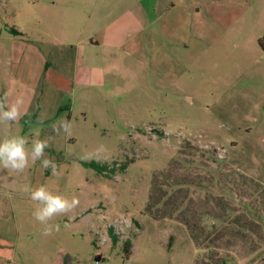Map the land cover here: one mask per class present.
I'll use <instances>...</instances> for the list:
<instances>
[{"label": "rangeland", "instance_id": "374dc122", "mask_svg": "<svg viewBox=\"0 0 264 264\" xmlns=\"http://www.w3.org/2000/svg\"><path fill=\"white\" fill-rule=\"evenodd\" d=\"M262 37L264 0H0V140L57 165L0 167V264H264Z\"/></svg>", "mask_w": 264, "mask_h": 264}, {"label": "clouds", "instance_id": "9594fccd", "mask_svg": "<svg viewBox=\"0 0 264 264\" xmlns=\"http://www.w3.org/2000/svg\"><path fill=\"white\" fill-rule=\"evenodd\" d=\"M22 103L20 98L10 101L7 93L0 97V124H10L21 118ZM52 127L53 131L58 134L61 129L67 132L70 124L67 120H63L58 125L53 124ZM48 147V140L33 139L29 149L28 140L25 137L5 136L0 140V167L23 172L29 167L31 160L32 163L39 161L44 169H51L55 173L57 169L55 161L45 156V149ZM25 192L37 204L33 216L44 225L42 230L44 236L51 235L53 230L57 232L60 230L59 224H50L49 221L58 215L70 213L80 203L76 197L68 199L62 194L53 193L43 185L36 188H26Z\"/></svg>", "mask_w": 264, "mask_h": 264}, {"label": "trees", "instance_id": "16d2710c", "mask_svg": "<svg viewBox=\"0 0 264 264\" xmlns=\"http://www.w3.org/2000/svg\"><path fill=\"white\" fill-rule=\"evenodd\" d=\"M11 32L14 33V34H18V32H16L13 29L11 30ZM259 44L261 46V49L264 50V37H262L260 39ZM84 165L86 167H90V168L94 169L98 173H101L105 169V166L100 165V164H98L96 162H89V163H86ZM110 237H111V240H112V244H115L116 243V237L111 233V231H110ZM130 245H131V243H130L129 240L125 241V243H124V247L125 248L124 249H125L126 254H128L127 248L130 247Z\"/></svg>", "mask_w": 264, "mask_h": 264}, {"label": "water", "instance_id": "95a60500", "mask_svg": "<svg viewBox=\"0 0 264 264\" xmlns=\"http://www.w3.org/2000/svg\"><path fill=\"white\" fill-rule=\"evenodd\" d=\"M95 260H96V261H99V260H100V255H97V256L95 257Z\"/></svg>", "mask_w": 264, "mask_h": 264}]
</instances>
